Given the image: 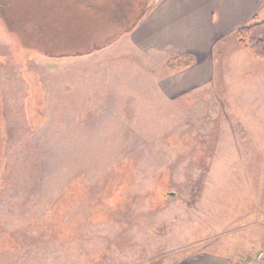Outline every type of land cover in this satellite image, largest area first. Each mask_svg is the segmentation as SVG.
<instances>
[{"label":"rangeland","instance_id":"374dc122","mask_svg":"<svg viewBox=\"0 0 264 264\" xmlns=\"http://www.w3.org/2000/svg\"><path fill=\"white\" fill-rule=\"evenodd\" d=\"M157 2L0 0V264H185L217 225L238 249L215 205L234 193L199 198L240 175L264 62L228 34L207 43L208 90H169L174 56L128 38ZM244 249L264 264V243Z\"/></svg>","mask_w":264,"mask_h":264},{"label":"crops","instance_id":"0c3cea01","mask_svg":"<svg viewBox=\"0 0 264 264\" xmlns=\"http://www.w3.org/2000/svg\"><path fill=\"white\" fill-rule=\"evenodd\" d=\"M262 8V0H158L128 38L138 49L166 52L174 57L191 56L194 63L171 73L166 85L171 91L185 90V96H193L208 90L206 86L213 74L209 59L211 46L207 43H214L246 26ZM256 83L261 87V93L249 99L253 104L261 105H255L245 116L237 117L246 121L237 122L241 137L234 139V146L237 150L249 151L246 161L239 162L240 175L236 178H207L199 198V203L203 202L204 192L211 189L215 194L223 189L234 193L229 203L222 200L215 205L220 214L225 213L223 206L231 207L233 233L242 235L240 242L235 243L238 249H233L231 239L229 244H221L218 240L220 234L226 232L229 235L230 232L218 225L213 226L202 233V238L212 235L213 240L207 241L202 249L185 255V264L246 263L244 248H258L264 243V81ZM208 185L210 187L206 189ZM213 215L214 211L206 210L200 212L199 219Z\"/></svg>","mask_w":264,"mask_h":264},{"label":"trees","instance_id":"16d2710c","mask_svg":"<svg viewBox=\"0 0 264 264\" xmlns=\"http://www.w3.org/2000/svg\"><path fill=\"white\" fill-rule=\"evenodd\" d=\"M99 0H78V2L88 9L99 11L97 2ZM264 2V0H262ZM237 43L251 52L259 61L264 62V21L252 25L242 26L234 32ZM194 59L190 56H176L167 62L171 72L180 71L191 66Z\"/></svg>","mask_w":264,"mask_h":264},{"label":"built area","instance_id":"2783aa9c","mask_svg":"<svg viewBox=\"0 0 264 264\" xmlns=\"http://www.w3.org/2000/svg\"><path fill=\"white\" fill-rule=\"evenodd\" d=\"M258 257H259V258H260V257H262V254H259V256H258Z\"/></svg>","mask_w":264,"mask_h":264}]
</instances>
